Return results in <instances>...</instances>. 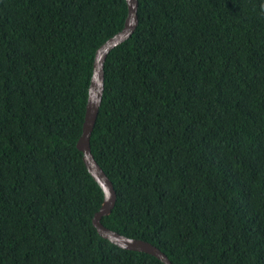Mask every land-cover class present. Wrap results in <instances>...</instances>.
I'll list each match as a JSON object with an SVG mask.
<instances>
[{
  "label": "trees",
  "instance_id": "1",
  "mask_svg": "<svg viewBox=\"0 0 264 264\" xmlns=\"http://www.w3.org/2000/svg\"><path fill=\"white\" fill-rule=\"evenodd\" d=\"M126 0H0V264H164L101 237L76 143ZM104 62V226L172 264H264V0H138Z\"/></svg>",
  "mask_w": 264,
  "mask_h": 264
},
{
  "label": "water",
  "instance_id": "2",
  "mask_svg": "<svg viewBox=\"0 0 264 264\" xmlns=\"http://www.w3.org/2000/svg\"><path fill=\"white\" fill-rule=\"evenodd\" d=\"M127 16L123 28L102 43L95 52L93 71L88 87V97L82 132L76 143L77 148L82 152V159L91 176L96 180L103 191V202L100 208L94 213L92 223L98 234L113 242L114 244L132 250L147 252L158 257L164 264H172L168 257L155 245L148 241L131 238L107 228L101 222L102 216L108 215L116 201V192L112 182L96 162L90 148V136L98 114L104 88V62L107 54L115 46L128 39L138 23L137 7L138 0H126Z\"/></svg>",
  "mask_w": 264,
  "mask_h": 264
}]
</instances>
